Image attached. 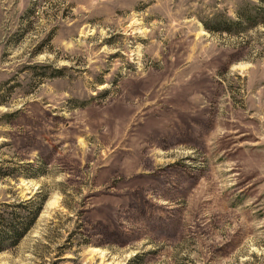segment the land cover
Returning <instances> with one entry per match:
<instances>
[{"label": "rangeland", "instance_id": "rangeland-1", "mask_svg": "<svg viewBox=\"0 0 264 264\" xmlns=\"http://www.w3.org/2000/svg\"><path fill=\"white\" fill-rule=\"evenodd\" d=\"M0 217V264H264V0H0Z\"/></svg>", "mask_w": 264, "mask_h": 264}, {"label": "trees", "instance_id": "trees-1", "mask_svg": "<svg viewBox=\"0 0 264 264\" xmlns=\"http://www.w3.org/2000/svg\"><path fill=\"white\" fill-rule=\"evenodd\" d=\"M227 23V25H226ZM232 24H235V26H239L238 23H232V21L226 20L223 25H225V28H222L221 26L218 28H215L213 30L206 28L208 31H218V32H224V33H230ZM23 219V218H22ZM19 220L18 218L14 217L13 220H11V223H8V221L4 222L5 220L0 217V224L1 227H4L0 229V239L4 240V237L6 238V241L9 242L10 247L15 246L19 243L21 239L24 238V236L27 234L28 230V224L26 222L27 219L24 218L25 222L23 220ZM34 218H29L28 223H33ZM3 225V226H2ZM16 225H19L20 228ZM0 240V241H1ZM2 249H0L1 251Z\"/></svg>", "mask_w": 264, "mask_h": 264}]
</instances>
